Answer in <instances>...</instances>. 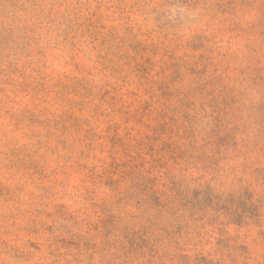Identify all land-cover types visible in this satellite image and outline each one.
<instances>
[{
	"label": "rangeland",
	"instance_id": "rangeland-1",
	"mask_svg": "<svg viewBox=\"0 0 264 264\" xmlns=\"http://www.w3.org/2000/svg\"><path fill=\"white\" fill-rule=\"evenodd\" d=\"M0 264H264V0H0Z\"/></svg>",
	"mask_w": 264,
	"mask_h": 264
}]
</instances>
